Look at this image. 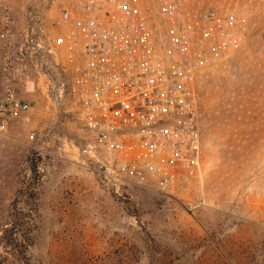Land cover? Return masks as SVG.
<instances>
[{
	"label": "rangeland",
	"instance_id": "374dc122",
	"mask_svg": "<svg viewBox=\"0 0 264 264\" xmlns=\"http://www.w3.org/2000/svg\"><path fill=\"white\" fill-rule=\"evenodd\" d=\"M2 1L18 28L45 34L65 4L85 14L115 0ZM184 3L188 16L214 9L238 22L231 47L224 27L203 35L202 175L172 189L103 180L82 121L58 91L63 66L45 54L43 75L22 92L28 117L0 137V264H264V0ZM15 221L17 251L4 237Z\"/></svg>",
	"mask_w": 264,
	"mask_h": 264
},
{
	"label": "built area",
	"instance_id": "2783aa9c",
	"mask_svg": "<svg viewBox=\"0 0 264 264\" xmlns=\"http://www.w3.org/2000/svg\"><path fill=\"white\" fill-rule=\"evenodd\" d=\"M237 26L234 14L214 9L188 16L184 0L147 7L115 0L85 14L65 4L43 34L37 25L18 28L13 7L0 0V137L28 117L31 103L22 92L35 73L43 75L50 54L63 66L58 91L82 121L103 180L172 189L199 177L203 35L217 37L224 27L231 47Z\"/></svg>",
	"mask_w": 264,
	"mask_h": 264
},
{
	"label": "trees",
	"instance_id": "16d2710c",
	"mask_svg": "<svg viewBox=\"0 0 264 264\" xmlns=\"http://www.w3.org/2000/svg\"><path fill=\"white\" fill-rule=\"evenodd\" d=\"M18 224V221L13 223V229L11 230L13 234L11 236H4L6 243H9V248H14L16 251L18 250L17 245L20 242V237L17 236Z\"/></svg>",
	"mask_w": 264,
	"mask_h": 264
}]
</instances>
